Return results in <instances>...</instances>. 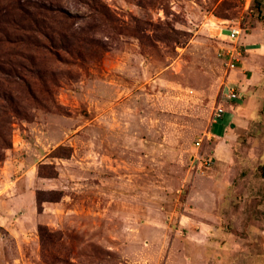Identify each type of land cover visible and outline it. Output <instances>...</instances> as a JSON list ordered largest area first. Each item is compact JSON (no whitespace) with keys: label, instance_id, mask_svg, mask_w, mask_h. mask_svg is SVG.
Returning a JSON list of instances; mask_svg holds the SVG:
<instances>
[{"label":"rangeland","instance_id":"rangeland-1","mask_svg":"<svg viewBox=\"0 0 264 264\" xmlns=\"http://www.w3.org/2000/svg\"><path fill=\"white\" fill-rule=\"evenodd\" d=\"M40 1L56 44L23 52L33 92L0 73V264H264V123L228 161L208 135L264 73V0Z\"/></svg>","mask_w":264,"mask_h":264},{"label":"trees","instance_id":"trees-1","mask_svg":"<svg viewBox=\"0 0 264 264\" xmlns=\"http://www.w3.org/2000/svg\"><path fill=\"white\" fill-rule=\"evenodd\" d=\"M10 2L14 4H10V6H8L10 9L8 15H10L12 11L16 10V12L20 14L22 20L20 19V23H13L20 24L19 30L21 31V35H19L17 39H8V41H10V43L13 42L14 46H20V50L16 54L17 59L10 57L13 55L12 52L0 56V73L5 74L8 77L10 76L12 78L13 86H15L18 91H20V88H23L21 86H24L25 90L32 93L34 90L33 81L29 80L27 75L24 76L22 72H31L30 69H28L26 61L35 67V60L32 56L26 55L23 52H28V50L42 52L44 49L50 50L49 44H56L55 39L51 35V32H53L52 22L47 19L50 17L47 13L52 12V9L50 4L40 0H26L22 3L21 0H14ZM8 23L10 25L12 24L11 21H8ZM44 40H46V42ZM56 156L64 157L65 155L59 153L58 150ZM44 200L56 201L57 199L51 197L44 199L38 196L37 202L39 208L40 203Z\"/></svg>","mask_w":264,"mask_h":264},{"label":"crops","instance_id":"crops-1","mask_svg":"<svg viewBox=\"0 0 264 264\" xmlns=\"http://www.w3.org/2000/svg\"><path fill=\"white\" fill-rule=\"evenodd\" d=\"M243 66V64L239 66V71H242ZM257 74L248 78L250 81L245 85L241 84L245 93L239 95L240 97L238 98L240 99L234 98L226 101L225 108L222 109V114L224 112L230 113L228 121L219 124V128H217L216 120L213 119L208 135L214 142L215 158H222L226 161L233 159V143L234 139H237L239 131H247L254 123H264V112L260 114L254 110V105H257L260 98L263 97V95L261 96L262 93L255 94L254 92L258 85L264 84V73L257 72ZM239 77L242 83L246 82L241 75ZM237 92L239 93V89H237ZM261 137H259V144L256 147L258 149L260 148L257 154L264 161V139H261ZM260 208L264 210V203Z\"/></svg>","mask_w":264,"mask_h":264},{"label":"built area","instance_id":"built-area-1","mask_svg":"<svg viewBox=\"0 0 264 264\" xmlns=\"http://www.w3.org/2000/svg\"><path fill=\"white\" fill-rule=\"evenodd\" d=\"M240 29L239 28H233L232 29V33H231V36L233 37V39H237V37L240 35ZM234 51L237 50L236 47H234L233 49ZM231 65L232 67L235 66V63H234V59L231 58ZM228 96L231 98V99H234V98H238L239 97V94L237 92V89L235 87H229L228 88ZM222 114H221V111H218L215 113V119L216 117H220Z\"/></svg>","mask_w":264,"mask_h":264}]
</instances>
